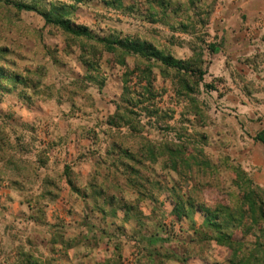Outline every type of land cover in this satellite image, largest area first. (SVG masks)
Returning a JSON list of instances; mask_svg holds the SVG:
<instances>
[{
  "label": "rangeland",
  "instance_id": "374dc122",
  "mask_svg": "<svg viewBox=\"0 0 264 264\" xmlns=\"http://www.w3.org/2000/svg\"><path fill=\"white\" fill-rule=\"evenodd\" d=\"M263 126L264 0H0V264H95L105 245L102 264H230L199 205L264 264L235 184L257 185L242 166L263 162Z\"/></svg>",
  "mask_w": 264,
  "mask_h": 264
},
{
  "label": "trees",
  "instance_id": "16d2710c",
  "mask_svg": "<svg viewBox=\"0 0 264 264\" xmlns=\"http://www.w3.org/2000/svg\"><path fill=\"white\" fill-rule=\"evenodd\" d=\"M9 2V1H7ZM13 5L17 8V9H23L25 11H35L38 14H40L46 23L49 24H53L58 26L59 28H61L63 31L74 35V36H79V37H87V38H94L90 31H88L87 28L85 27H81V26H72L70 23H68L67 21L63 20V19H57V18H53L51 16H49L47 13L41 12L39 10H37L34 6L32 5H27V4H23V3H13ZM100 42H103L104 44H106V40L105 39H98ZM118 46L123 48V52L126 54H137L139 56H143V50L148 51L150 48L145 45V44H140L139 42H132L129 39H125V40H119L116 41ZM151 56L154 57V59L158 60L161 64L165 65L166 67L169 68H173L177 71L182 70L184 67V63L181 60L178 59H174L170 56H162L160 55L159 52L154 51L151 53ZM193 72V71H191ZM199 73V78H201L202 76V72H198ZM207 88L211 89L212 85H206ZM116 117V116H115ZM121 118V117H119ZM252 139L256 142H259L260 144H262L264 146V129L259 130L253 137ZM167 152L170 154V156H172L171 154L176 153L177 156H179V150L178 149H173V148H168ZM125 154L124 157H129L131 160H134V157L132 155H130L127 151L126 152H122ZM154 150L151 148L150 153H148V155L151 158H155V154L153 155ZM177 158V157H176ZM183 159V158H181ZM137 162V161H136ZM139 162V161H138ZM235 171L237 172V169H235ZM134 174H136V170L133 169L132 171ZM238 180H236V185L239 188V195H238V202H239V207L238 209L241 211L244 206H247L249 211H250V215L247 217L249 219V221L251 222L250 225H254L255 223H257L258 221H261L262 224L264 225V198H262L261 193H264V190L257 186L254 185L250 180H245V177L243 176V172L242 171H238ZM244 178V180H243ZM70 188L74 189V186L72 185L71 181H68ZM143 194V193H142ZM175 200L177 203V207L176 209L178 211L183 209V206H185L186 204L189 205V207L192 206L191 204V200L190 197H186L187 201H183L181 199V197L175 193ZM199 209L205 211V213L207 214V217L205 219V222L207 223V225L212 226L213 227V231L214 234L212 235V237H206L204 236V238H208V239H213L217 244H222L228 247V249L231 252V255L229 257V262L230 264H259V257L257 256V251L258 248H261L262 245H260L258 242L256 243H251V244H247L245 247L242 246V244L239 241H235L233 240V238L231 237L230 233H226L223 230L222 227V222H218V221H213L211 218H213L214 220H217V218H219L220 216L217 215L220 212V208H216L213 211H210L209 209H207L206 207H203L202 205H199ZM209 215V216H208ZM245 215L241 214L239 215V217H232L235 222L237 223V227L243 228V229H247L249 230L248 225L245 223ZM249 225V226H250ZM244 247V248H243ZM252 249L249 254L244 255L243 253L239 254L240 252H242V248L243 249H248V248H254ZM156 254L155 258H151L152 262L154 261L155 264H158L159 258H162V255L159 251H155L154 252ZM151 253H149L148 255H150ZM165 258H170V255H168V253L166 252V254L163 256ZM150 264V263H148Z\"/></svg>",
  "mask_w": 264,
  "mask_h": 264
},
{
  "label": "crops",
  "instance_id": "0c3cea01",
  "mask_svg": "<svg viewBox=\"0 0 264 264\" xmlns=\"http://www.w3.org/2000/svg\"><path fill=\"white\" fill-rule=\"evenodd\" d=\"M264 129V126L262 127ZM243 169H245L247 171V173L249 174L250 178L260 187L264 188V160L261 163V165L258 167V169H253L252 166L247 163L245 166H242ZM119 215L121 216V220H124V212L122 211V213ZM118 215V216H119ZM107 245H105L104 249H99L100 250V254H101V259H97V261L95 262V264H102L104 261L102 258L105 257V255H103V253H107L110 254V252L112 251L111 248H108ZM96 252V251H95ZM98 252V251H97ZM69 255L71 256L70 258L72 259V253H69ZM89 258V257H88ZM84 258H82L83 260ZM101 261H103L102 263H100ZM72 264H84L82 263L81 259L79 258H74L72 259Z\"/></svg>",
  "mask_w": 264,
  "mask_h": 264
}]
</instances>
